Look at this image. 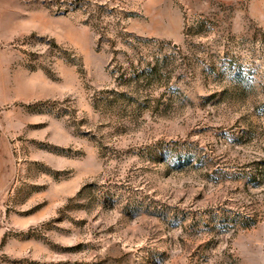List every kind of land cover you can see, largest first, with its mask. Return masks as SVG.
Segmentation results:
<instances>
[{"label":"rangeland","instance_id":"obj_1","mask_svg":"<svg viewBox=\"0 0 264 264\" xmlns=\"http://www.w3.org/2000/svg\"><path fill=\"white\" fill-rule=\"evenodd\" d=\"M0 264H264V0H0Z\"/></svg>","mask_w":264,"mask_h":264}]
</instances>
